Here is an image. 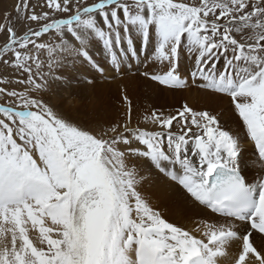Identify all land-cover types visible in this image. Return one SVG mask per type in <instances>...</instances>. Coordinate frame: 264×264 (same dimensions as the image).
<instances>
[{"label":"snow or ice","instance_id":"obj_1","mask_svg":"<svg viewBox=\"0 0 264 264\" xmlns=\"http://www.w3.org/2000/svg\"><path fill=\"white\" fill-rule=\"evenodd\" d=\"M0 23V264H264V0H17ZM135 70V71H133ZM129 75L171 110L80 116ZM82 76L81 88L72 81Z\"/></svg>","mask_w":264,"mask_h":264},{"label":"rangeland","instance_id":"obj_2","mask_svg":"<svg viewBox=\"0 0 264 264\" xmlns=\"http://www.w3.org/2000/svg\"><path fill=\"white\" fill-rule=\"evenodd\" d=\"M34 2H36V0H29L30 4L34 3ZM16 3H17V0H1L0 1V23L4 22V17L8 13H11V15L13 17L15 16L14 8H15ZM0 35H2V34H0ZM133 71H135V70H133ZM81 79H83L82 76H79L77 79H74L72 81V88L74 86H75L74 88H78L79 86L81 87L82 86L80 84ZM143 80H144L143 78L137 79L134 75H129L126 78H124L123 80H114L111 77H109L107 80L101 79L99 81L101 87L98 89V92L96 94L97 96L93 95L88 99V101L85 102L87 105V108H88L87 111H89L92 108H93L92 109L93 111L99 110V109L106 110L108 108V112L110 113V115H114L115 111L117 109H119L122 113L123 112V105H122L120 96H121V91L125 87V85L127 86V94L129 95V97L133 101L134 111L136 110L137 105H138V108L144 109L143 103L145 102V100H143V99H145V98H142L139 95L140 94L139 92H142V90L144 88V87L140 86L142 84L141 82ZM119 81L122 84H119ZM112 86L114 89L112 88ZM106 87H107V89H106ZM137 88H139V89L137 90ZM106 91H107V93H106ZM62 93H64V94H62ZM137 93H139V94H137ZM160 93H161V98H164L163 100H164V102L165 101L166 102L163 105L164 107L162 106L161 108H159V105L155 106V107L159 108L161 110H165V111L171 110L174 107H178L181 102L185 101V99H184L185 97L183 96V94L172 95L173 96V100H172L171 98H169V96L166 98V96L163 92L160 91ZM92 97H93V99H91ZM44 98L50 105L55 106L57 109H62L64 111H68L73 116H80L84 110V109L82 110L81 108L78 107L81 105L80 103H82V102H80L78 97L73 98L72 97V90L71 89H65L63 87V85H61L60 87H57V85L53 84L51 91L44 94ZM164 102L162 101V103H159V104L162 105ZM188 103L190 104V102H188ZM190 105L191 106L210 105V106L215 107L218 111H221L222 114H224V116H226L225 114H227L226 113V106L220 105V104H212L211 101L206 100L201 95L199 96L198 99H195L194 102H191ZM92 110H90L89 113H91ZM133 116H134V113H133Z\"/></svg>","mask_w":264,"mask_h":264},{"label":"bare ground","instance_id":"obj_3","mask_svg":"<svg viewBox=\"0 0 264 264\" xmlns=\"http://www.w3.org/2000/svg\"><path fill=\"white\" fill-rule=\"evenodd\" d=\"M1 1V0H0ZM144 82V83H143ZM142 84L140 85V86H142V87H144L143 88V90H142V92H139V93H137V94H139L140 95V97H142V98H145V99H143V100H145V102L143 103V105H144V108H146V107H150V108H156L155 106H158L159 105V108H161L164 104H165V102H164V98H161V93H160V90L158 89V88H155V87H153V86H151L149 83H147L145 80H143L142 82H141ZM119 84H122L120 81H119ZM111 85V84H110ZM115 85V84H114ZM105 86V85H104ZM139 86V85H138ZM75 87V86H74ZM73 87V88H74ZM82 87V86H81ZM80 86L78 87V88H81ZM111 88V87H110ZM112 88H113V86H112ZM118 88V87H117ZM106 89H107V87H106ZM114 89V88H113ZM139 88H137V90H138ZM72 90V89H71ZM108 91V90H107ZM107 91H106V93H107ZM136 91V90H135ZM110 92V91H109ZM108 92V93H109ZM111 93V92H110ZM164 94H165V96H166V98L169 96V98H171L172 100H173V96L172 95H174V94H172V93H170V92H163ZM62 94H64V93H62ZM68 94V93H67ZM102 94V93H101ZM179 94H183V96L185 97L184 99L187 101V102H190V104H191V102H194L195 101V99H198L199 98V96H200V94H198V93H196V92H193V91H183V92H177L175 95H179ZM97 96V95H96ZM103 97V96H102ZM180 97V96H179ZM69 98V97H68ZM176 98V97H175ZM78 99L80 100V102H82V103H80L81 105L80 106H78L79 108H81L82 110L84 109V105L86 104L85 102L86 101H82L79 97H78ZM91 99H93V97L91 98ZM90 99V100H91ZM88 101V100H87ZM106 101V100H105ZM162 101L164 102L162 105H160L159 103H162ZM200 101V100H199ZM171 103V102H170ZM112 104V103H111ZM142 105V104H141ZM199 105V104H198ZM164 107V106H163ZM93 109V108H92ZM92 109H90V110H92ZM87 110H88V108H87ZM90 110L88 111V112H90ZM137 110H139V112L141 113V114H143V111H144V109H141V108H138V105L136 106V110L134 111V116H133V120H134V122H135V118H136V111ZM106 111L108 112V108L106 109ZM91 112H93V110L91 111ZM111 112V111H110ZM109 113V112H108ZM109 115H110V113H109ZM226 116H224L225 117V119H227L228 118V115L227 114H225Z\"/></svg>","mask_w":264,"mask_h":264}]
</instances>
